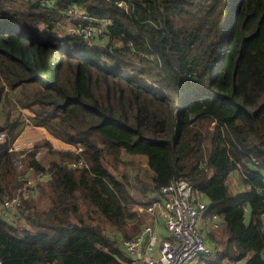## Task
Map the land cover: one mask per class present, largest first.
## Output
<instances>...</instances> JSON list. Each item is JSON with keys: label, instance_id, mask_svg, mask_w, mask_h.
<instances>
[{"label": "trees", "instance_id": "trees-1", "mask_svg": "<svg viewBox=\"0 0 264 264\" xmlns=\"http://www.w3.org/2000/svg\"><path fill=\"white\" fill-rule=\"evenodd\" d=\"M123 2L0 0V78L14 94L0 140L2 264H121L116 235L137 234L126 231L137 195L177 177L221 220L220 238L206 239L213 253L196 262L250 253L245 264H264V0ZM69 7L83 10L76 25L99 26L93 42L58 27ZM29 123L81 149L43 139L26 151L49 177L40 199L20 197L17 222L1 203L22 187L9 147ZM42 146L48 166L34 157ZM239 168L245 188L231 190Z\"/></svg>", "mask_w": 264, "mask_h": 264}, {"label": "built area", "instance_id": "built-area-1", "mask_svg": "<svg viewBox=\"0 0 264 264\" xmlns=\"http://www.w3.org/2000/svg\"><path fill=\"white\" fill-rule=\"evenodd\" d=\"M118 6L124 4L123 0H114ZM69 14L76 12L74 15L83 13L78 12L74 7L67 9ZM107 23L108 20L104 19ZM78 26V25H77ZM100 29L94 26L79 25L77 28H69L70 31L76 33H83L89 35L92 31ZM3 137L0 134V140ZM33 145H26L23 148L16 146L12 141L9 150L17 151L15 163L22 161L27 150H31ZM79 150L81 149L78 147ZM41 148L35 152L36 158L41 152ZM253 162L257 160L252 158ZM17 165V164H16ZM70 168H77L85 166L82 159L72 161L67 164ZM18 166V165H17ZM204 166V164H203ZM28 170H33L32 166L27 165ZM240 169V168H239ZM243 173V169L240 170ZM41 177L39 179L47 180L49 174L47 172L39 171ZM26 174V173H25ZM29 182V186H30ZM25 182L24 187L10 198H6L1 203V212L7 219L15 220V214L21 203V196H24L23 189H30ZM27 190V191H28ZM33 192V189H30ZM159 200H154L149 206H142L143 210L153 213V208L157 207V216L164 220V227L167 231V237L158 238L157 226L153 222L145 224L142 229L133 237L122 240L125 250L131 255L135 264H189L196 260L200 255H210L213 253L210 246L205 242L202 231L198 225V221L202 220L207 207V202L203 197L200 189L193 186V184L186 177H177L168 184L161 186L157 191ZM212 224L213 227L220 225L218 215L213 213ZM261 230L264 233V220L261 225ZM0 264L2 261L0 259Z\"/></svg>", "mask_w": 264, "mask_h": 264}, {"label": "rangeland", "instance_id": "rangeland-1", "mask_svg": "<svg viewBox=\"0 0 264 264\" xmlns=\"http://www.w3.org/2000/svg\"><path fill=\"white\" fill-rule=\"evenodd\" d=\"M64 12H65L66 15H64L63 19L58 23V27L60 29H68V30H69V28H72V29L77 28L78 26L74 23V21L77 19L76 18L77 16L74 15V14L77 13V11L74 12V13H72L73 15L69 14L70 12H68L67 10L64 11ZM78 12H80V13L82 12L83 13V10L80 9ZM103 22H106V21L103 20ZM96 33H98V32L96 31ZM91 34H89V35H91ZM89 35H84V36H86V37L89 38ZM88 41L93 42V38H89ZM134 63L138 67H141V64H139L138 62H134ZM8 83L9 82H8L7 79L2 78V77L0 78V85L3 86L2 91H1V94L2 95H1V99H0V125H2L3 122H4L5 112L8 111V109L10 107H12V104L14 102V96H13L14 94L12 95V91H11ZM22 112H24L26 114H29L30 113V112H28V111H26L24 109H22ZM12 115H16V111H13L12 112ZM26 126H30V127L23 128L22 131H21V133L18 135L17 139L14 140V143L19 148H23L26 145L27 146L28 145H30V146L33 145L34 146V144L36 142H40L41 143L43 141V139H42L43 137L42 138L40 137L41 136V133L36 128L31 127L32 125L30 123L29 124H26ZM26 126H24V127H26ZM2 130L3 129L0 130V134L4 138L5 132L2 131ZM29 138H31L32 140L29 139ZM53 140L55 141V139H53ZM59 141H62V140L59 139ZM54 147L60 148V144H58L57 146H54ZM70 148H72V149H74L76 151L79 150L78 146H75V145H74V147L71 146ZM41 149H42L41 152L38 154V156L36 158L39 159V160H41V162H42L43 165H45V166L47 165L48 166V163L50 162V160L54 159L55 157L52 154L48 153L49 148L47 146L46 147L42 146ZM138 160L140 162H144V159L143 158H140L139 157ZM24 162H25V160H24ZM254 163L257 164L258 161L254 162ZM15 165L17 166V169L20 170L23 174L26 173L25 178H24V181L20 177V179H21V181L23 183L21 188L24 187L25 182L27 183L28 186H29L28 183L31 182L29 188L30 189H33V191H35L34 193H32V191L30 189L29 190L27 188L23 189L24 198H26V197L32 198L33 197L35 199H40L42 197V194H40L39 185L45 183L46 180L39 179L41 177V175H40V173H39L38 170H35V169L28 170L27 169V165L29 166V163H27V162L24 164L22 161H18L17 163H15ZM139 165H140V163L137 165V168H139L141 170V174L144 175V173L147 171V168H145V166L144 167H139ZM240 175H242V172L240 171V169L239 170L236 169V170L230 171V173H229V175L227 177V184L229 185V187H230L231 190H240V189H242L244 187V185L242 183V180L240 178ZM137 198H139L138 195H137ZM47 203L48 202L46 201L44 203V205H47ZM14 216H15V220L17 222H18V220H22L19 217L18 214H15ZM212 229H216L215 236H216V238H220V236L222 234L221 233L220 226L214 227ZM208 244L210 246L212 245L210 243H208ZM249 257H250V254H248L247 256H245L244 258H242L241 260H239L238 263L239 264L245 263L246 260Z\"/></svg>", "mask_w": 264, "mask_h": 264}, {"label": "crops", "instance_id": "crops-1", "mask_svg": "<svg viewBox=\"0 0 264 264\" xmlns=\"http://www.w3.org/2000/svg\"><path fill=\"white\" fill-rule=\"evenodd\" d=\"M27 127H30V126H26L24 128H27ZM31 127L36 128L41 133L40 137L41 138L43 137L42 139L48 140L51 148L56 149V150H64V151L67 150V151L76 152V150L70 148L71 146L74 147L73 144L68 143V142H64V141H59V139H57L56 137H53L44 127L36 126V125H32ZM29 139H31V138H29ZM53 139H55V141ZM58 144H60V148L54 147V146H57ZM138 196H139V198H137L138 202L135 203L132 207V210H134L136 212V215L133 219H130L128 221V223L130 225H134V228L133 227L127 228V230H126L127 234L128 235H134V234L138 233L145 224H150V223H153L154 221L155 222L158 221L156 223V226H157L156 232H157L158 238L167 237L168 234H167V231H166L164 224H163L164 220H162V218H159L157 216V209L158 208L154 207L153 213H149L146 210H143L141 208L142 206H149L154 200H159V198L157 197V194L151 193L148 195L144 194V195H138ZM246 217L249 218V211H246ZM261 219H262V223H263L264 218L262 217ZM218 221L221 222L220 217H218ZM198 225L200 227V230L202 231L205 242L207 244L208 243L212 244L211 246L209 244L208 245L210 246L211 250H214L213 249V242L206 241L208 232L210 230H212V228H214L213 224H212V215H205L204 214L202 220L198 221ZM119 236H120V234L116 235V237L118 238L119 244L121 246V251H122V255L120 256V263L121 264H135L131 255L128 254V252L124 248V245H122L123 243L121 244L120 240L122 237L119 238ZM125 238H131V237H125ZM125 238H122V240ZM214 248H215V246H214ZM196 260L190 262L189 264H205L203 261H197L196 262ZM238 261H233V262L226 261L225 262V260H223V264H226V263L227 264H239ZM245 263H242V264H245Z\"/></svg>", "mask_w": 264, "mask_h": 264}, {"label": "water", "instance_id": "water-1", "mask_svg": "<svg viewBox=\"0 0 264 264\" xmlns=\"http://www.w3.org/2000/svg\"><path fill=\"white\" fill-rule=\"evenodd\" d=\"M3 128V126L2 125H0V130Z\"/></svg>", "mask_w": 264, "mask_h": 264}]
</instances>
